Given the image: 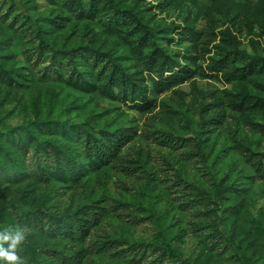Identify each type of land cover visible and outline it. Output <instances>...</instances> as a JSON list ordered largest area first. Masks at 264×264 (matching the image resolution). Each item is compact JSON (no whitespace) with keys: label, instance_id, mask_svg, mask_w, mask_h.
I'll return each instance as SVG.
<instances>
[{"label":"rangeland","instance_id":"1","mask_svg":"<svg viewBox=\"0 0 264 264\" xmlns=\"http://www.w3.org/2000/svg\"><path fill=\"white\" fill-rule=\"evenodd\" d=\"M94 2L99 10L117 4L138 30L83 15L71 0H0V231L29 228L18 249L26 264H58L49 250L71 256L104 240L113 247L81 264H264V74L227 83L196 71L229 50L221 30L236 36L239 49L264 56V0ZM192 27L218 37L187 38ZM84 47L99 50L103 61L88 58L90 51L66 54ZM139 50L189 65L192 77L156 93L155 73L137 58ZM113 63L149 91L148 108L107 86ZM240 93L252 98L242 108L235 104ZM104 134L129 138L116 161L92 169L83 140ZM51 142L73 157L81 175L64 180L52 172ZM18 170L17 177L4 175ZM40 171L53 175L40 181ZM184 183L194 189L181 198ZM201 196L207 199L195 200ZM187 198L190 208L180 204ZM90 205L104 215L83 243L25 222L27 212L70 220ZM214 220L219 238L212 237Z\"/></svg>","mask_w":264,"mask_h":264},{"label":"trees","instance_id":"2","mask_svg":"<svg viewBox=\"0 0 264 264\" xmlns=\"http://www.w3.org/2000/svg\"><path fill=\"white\" fill-rule=\"evenodd\" d=\"M73 1V5L76 6V9L80 11L81 14H85L89 12L91 17H96L100 15H104L108 17V20L111 21L110 24L115 27L119 28V25L123 26L125 29H136L138 30L139 24H134V17L127 14L126 10L120 9L117 4L111 3V7L107 8V6L103 7L104 10H99L97 8V4H95L94 0H90L89 2L85 0H71ZM115 8L113 12L107 11ZM129 19H132V22H128ZM219 34H222L221 40L225 42L227 46H230L229 50L222 49L220 51V57L214 58L212 62L209 64L208 70H203L202 68H197V72L199 75L203 77L209 78H222L225 82L231 83L237 80H247L252 78L254 75L264 74V56L261 55H254L248 53L246 50H241L238 48L236 42V36L233 35L231 32L226 30H221ZM187 38L195 39L196 41L205 40L214 41L217 39L218 34L213 31L209 30L208 28L202 29L197 27H192L187 30L185 33ZM144 39L145 37L140 38V46H144ZM206 48V46H204ZM77 51V52H76ZM84 51H90L88 58L91 56L93 60L97 62L103 61V54L101 52L95 51L93 49L84 47L83 50L73 49L69 53L71 56H75L79 54L80 58L84 54ZM77 53V54H75ZM101 55V56H100ZM148 58L143 57V53L139 50L136 54L137 58L143 63L146 67V70L150 73H155V78L157 79L154 81L153 86L155 87V92L158 93L159 91H164L166 89H170L174 86L183 84L189 78L192 77V67L190 68L187 64H182L180 61H168L167 55L163 53H159L156 55L155 50H153ZM78 56V57H79ZM107 86L112 88L114 86H119L121 93L124 95L123 97H128L132 101H136L135 103L142 109L148 108L152 102V98L148 99L147 94L149 91L147 89H143L140 86H137L130 77L123 73L121 68L116 64L113 63L110 72L108 74ZM161 87V88H160ZM239 100L235 102L239 108L244 107V105L250 101L252 98L247 93H240ZM264 101V99H262ZM215 106H219L218 102L214 103ZM208 105L203 106V109H208ZM2 133V132H0ZM128 136H111L110 134H104L101 138H96L95 136L88 137L83 140L85 149L89 153V164L92 169H98L101 164L109 163L112 161H116L118 159V153L121 147L126 143ZM163 143H170L167 138L161 140ZM52 148L56 151V158L55 163L56 166H53L52 172H60L64 180L67 179L66 173H71L72 175H81L83 170L81 167L76 165L75 160L73 157L69 156L67 152H65L62 148L56 146L51 142ZM92 153V154H91ZM251 158V156H250ZM70 164L71 168H67L65 170L66 165ZM4 168H1L3 170ZM259 169L262 168L259 166ZM4 172V171H3ZM5 176H13L17 177L20 175V170L16 173L11 172H4ZM53 174L46 173L44 171H40L37 180L46 181L50 178ZM29 177V174H26V177L22 179H26ZM173 185H181L180 182H175ZM182 194L179 196L183 198L188 193H192V189L190 188L189 184L184 183L183 187L178 188ZM197 195V194H195ZM180 198V199H181ZM196 199H207L204 196ZM192 200L187 198L185 201L181 202L180 204L183 205L185 208H190V204ZM203 207H208V204H203ZM218 204H215L214 208L210 211L215 212L218 209ZM104 210L102 207L97 205H90L84 206L81 209L75 211L72 215L70 220H64L62 218H56L51 222L43 220L44 216H36L31 212H27L25 217V222L37 230H42L48 233L50 236H60L65 239L79 241L83 243L86 241L87 234L89 233L90 229L94 226H97L103 217ZM213 235L212 237L219 238L221 232L218 228V223L214 220L213 222ZM112 241L104 240V241H93L89 247L84 248L82 250H78L75 254L71 256H64L58 255L53 250H49V254L56 255V259L58 264H81L84 258L89 253L94 252H106L113 247ZM51 251V252H50ZM164 252L160 254L163 256ZM154 264H163L162 259H158Z\"/></svg>","mask_w":264,"mask_h":264},{"label":"clouds","instance_id":"3","mask_svg":"<svg viewBox=\"0 0 264 264\" xmlns=\"http://www.w3.org/2000/svg\"><path fill=\"white\" fill-rule=\"evenodd\" d=\"M29 233L26 226H17L0 231V261L4 264H26V260L18 254ZM8 246L5 247L4 245Z\"/></svg>","mask_w":264,"mask_h":264}]
</instances>
